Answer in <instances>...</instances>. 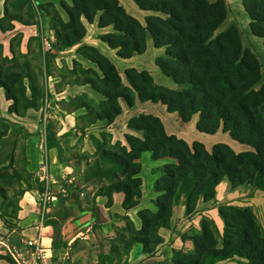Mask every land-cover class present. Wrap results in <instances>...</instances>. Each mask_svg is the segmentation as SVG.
Here are the masks:
<instances>
[{
    "label": "trees",
    "instance_id": "obj_1",
    "mask_svg": "<svg viewBox=\"0 0 264 264\" xmlns=\"http://www.w3.org/2000/svg\"><path fill=\"white\" fill-rule=\"evenodd\" d=\"M134 1L140 9L152 12L145 15L144 22L129 13L119 0H72V6L66 4L64 7L69 19L59 23L62 30L53 28V49L63 50L79 43L86 33L82 18L93 23L100 12L98 26L113 28V32L101 35L100 39L116 49L118 56L130 58L143 53L147 48V38L151 36L156 47H165V55L157 57L156 64L181 86L172 88L156 83L148 70L136 67L126 68L125 83L108 56L95 46L84 45L78 52L96 68L85 67L74 59L70 69L74 77L66 83L88 84L101 98L96 101L86 92L68 97L72 105L68 110H85L80 117L86 124L81 129L103 120L112 123L122 112L121 99L129 106H133L136 99L150 100L162 103L169 112H177L182 122H188L198 114L199 131L215 133L222 129L234 140L251 147L250 150L236 152L223 142L216 143L211 151L199 141L190 145L184 139L168 134L162 120L147 113L132 116L128 121L129 128L143 133L142 137L126 136L130 150L115 143L114 147H119L120 152L103 149L99 138L93 136L95 170L102 169V164H105L110 165L112 171L108 183L101 184L98 180L97 194L106 196L108 204L113 202V193L121 191L125 194L124 208L129 209L139 203V159L144 151H152L154 159L168 157L174 160L164 164L163 175L156 182L155 188L160 192L154 200L157 210L142 209L138 212L142 220L141 229L137 230L133 222L125 218L126 230L130 233L124 241L127 254L137 242L143 245L145 253L152 254L162 241L158 230L170 226L174 201L182 193L186 195V214L190 215L200 198H214L216 185L225 178L232 187L246 183L264 191V114L261 111L264 84L258 87L262 80V64L257 53L243 45L239 28L231 25L218 31L228 16L225 0ZM242 3L250 17L251 32L264 42V0H242ZM29 9L31 11L32 7ZM5 16L11 22L35 23L8 11H5ZM1 20L0 17V30L7 31L13 27V24L3 25ZM11 52V57L0 52V88L12 101L8 111L23 116L30 108L40 109V100L44 96L43 80L40 71L35 72L29 60L20 61L18 56L27 54L16 51L12 43ZM49 54L52 56L55 51L50 50ZM62 77L65 78L64 75ZM10 125V120L0 118V138L7 135ZM29 134L20 128L11 161L0 168V179L18 177L28 183L27 177L23 178L15 168L20 139L21 160L25 162L23 171L28 177H33L26 167L24 140ZM100 136L106 143L111 133L101 132ZM48 141L49 146L57 148L59 159L63 161L61 146L52 143L51 139ZM84 179L89 181V177ZM0 196L8 198L1 185ZM226 207L219 208L225 222L222 245L219 246L208 221L202 220L201 233L189 237L194 250L183 254L182 259L174 256V264H215L233 258L237 260L230 264H264V231L255 213L249 207ZM13 213L16 214L17 209ZM112 249L117 252L116 246Z\"/></svg>",
    "mask_w": 264,
    "mask_h": 264
},
{
    "label": "crops",
    "instance_id": "obj_2",
    "mask_svg": "<svg viewBox=\"0 0 264 264\" xmlns=\"http://www.w3.org/2000/svg\"><path fill=\"white\" fill-rule=\"evenodd\" d=\"M225 1L228 7V16L221 24L223 26L225 25L224 29L231 25H236L240 28L242 42L245 47H250L251 49L256 50L254 49L255 46L252 41L258 38L261 40V44L260 42H257V49L259 51L261 48L264 49L263 39L251 32L249 26L250 17L243 6L242 0ZM234 10L237 12L234 13L235 16L231 13L234 12ZM144 13V15H147L152 12L144 11ZM12 24L13 27L4 31L3 34L14 31L19 27L18 24H20L21 26L18 33H21L23 40L21 51L29 53V47L27 44L30 37L43 35V29L40 26L38 27L37 23L25 25L13 21ZM96 26L100 34L108 32V27H110H100L98 24H96ZM105 29L106 32H103ZM13 35L14 33L5 41L0 42V44L4 45L3 48L5 52L3 55L5 56H12L10 41ZM244 38H246V42L244 41ZM93 45L108 56L115 63L119 71H123L128 67H136L139 70L145 69L150 71L156 83L172 88H180L181 86L173 81L171 77L165 75L156 64V58L165 55V47H156L151 36H148L147 38L146 50L143 53L137 54L141 57L148 52L153 54V66H143L144 68L139 64H129V61H133L132 59L134 56L130 58H122L117 55L116 49L111 48L102 40L101 43L98 44L93 42ZM114 55L117 58H120L119 63H121L122 66L119 67L116 64L113 59ZM90 63L84 62L86 66L95 68L91 61ZM263 71L264 66H262V74ZM66 92H68L67 96H74L82 92L88 93L93 98L100 96L88 84L67 85V87H62L60 90H55L54 92L52 91V93H55L56 95H63ZM10 103V100L6 98L4 91L0 92V118H5L11 121L10 129L7 135L0 138V168L10 163L14 142L20 135V128L23 127L30 133L24 141L25 155L28 161L26 167L27 170L32 173L33 183H31V185L27 184L28 189L25 190V193L19 203L20 208L14 219L15 223L13 224L12 229L6 230L3 219L0 217V264H13L11 259L6 254L4 243L9 240L12 233L16 230L23 233L24 237L22 238V242L26 238H33L41 233L43 234L44 242L51 243L53 246V240L55 237L58 238L63 244H65L66 247L63 252H58V254L53 248L54 261H56L57 264H70V251H73L72 254H74V257L78 256L79 253V255L83 254L82 251L77 252V248L72 244L76 240H79V238H83L82 234L87 230V227L90 224L93 225V229L90 233H87L86 239L101 236L112 237L117 233V229H119L123 221L125 220L126 222V217L133 222L137 230H140L142 227V220L138 212L142 209H150L153 211L157 210L154 200L160 192L156 190L155 185L163 175L162 168L164 164L174 162L172 158L166 157L154 159L152 151H144L139 159L141 163V169L138 174L141 178V196L139 197V203L129 209L124 208L123 202L125 194L121 191L114 192L113 202L108 204V198L106 196L97 194L98 188L95 187V184L85 181L80 174L74 172L67 163L59 159V152L56 147L49 146L46 141V150L44 149L45 140L39 130L40 120L43 113L42 110L30 108L23 116H19L8 111ZM120 104L122 112L112 123L108 124L106 120H103L85 127V133L82 140L84 144L83 150H87L90 153L95 151L93 142L89 144V134L95 135V130L97 128L103 129L107 127L108 131L113 137H115L114 142L121 141L122 145H124L123 137L128 133L142 137L143 133L141 131L128 127L129 119L132 116L139 115L140 113L158 116L162 120L168 134H174L177 137L184 139L190 145L194 141H199L203 143L209 151H211L213 146L218 142L226 143L233 149H235V145H247L234 140L228 132H225L222 129H219L215 133H205L199 131L197 129V121L199 118L198 114H195L190 121L182 122L179 119L177 112H169L166 106L159 102L156 103L150 100L141 101L136 99L134 105L129 106L125 100L122 99L120 100ZM80 110L83 111L84 109L72 111L64 110V112L67 113V116L63 119H68L70 121V117ZM64 132H66V130L58 132V135ZM249 149L251 148L245 150ZM45 154L48 158L53 182L51 185V200L44 208L40 197L43 191V184L39 180L38 170ZM86 184L90 185L87 186ZM85 186L87 187L85 188ZM246 186L251 187V185L246 183L238 185L237 187H232L231 183L226 178L223 179L215 187L214 198L210 200L200 198L197 202L195 211L190 215L186 214V195L185 193H182L180 197L174 201L170 226L160 227L158 230V234L162 238V241L157 245L155 251L152 254L145 253L143 245L137 242L132 245L128 254L122 261H115L114 264H174L173 260L175 253L179 251L183 245H188L190 247L193 246L192 243L190 244L191 239L185 237L182 229L186 221L193 223L196 222L197 217H201L200 219H202L203 215L211 214L217 224L220 225L219 217L217 216L219 215L217 204L230 200L240 191V189L243 190ZM254 192L264 193V191L258 189H254ZM37 199L41 201L40 204ZM36 200L37 206L34 205ZM228 202L234 203L233 200ZM15 244L19 245V243ZM66 253L68 254L66 255ZM220 262L222 261L217 263Z\"/></svg>",
    "mask_w": 264,
    "mask_h": 264
},
{
    "label": "rangeland",
    "instance_id": "obj_3",
    "mask_svg": "<svg viewBox=\"0 0 264 264\" xmlns=\"http://www.w3.org/2000/svg\"><path fill=\"white\" fill-rule=\"evenodd\" d=\"M119 1L129 13L137 17L141 22H144L145 13L143 10H141L138 7V5L135 3L134 0H119ZM66 4L72 6L73 4L72 0H31V2L26 0H0V17L2 19L1 23L3 25H8V24H12V22L14 21L25 24L18 20H13L11 22L9 17L5 16V11H8L9 14H20L27 22H35L37 23L38 27L40 26L43 29V35L38 37H30L27 44L29 47V53H25L27 54L25 57L18 56L21 62H24V60L26 59L29 60L32 69L35 72L40 71L39 74H41L40 76H42V80H43L42 88H43L44 96L40 100L41 102L40 109L42 110L43 113L40 120L39 130L43 135V137L46 134L47 142H49L48 139L49 140L51 139L52 143L53 142L58 143L61 146L60 157L65 163H67L71 167V169L74 172L80 174L83 178L89 177V182L91 184H95L96 188H99L100 182L98 180H101V184L108 183L112 171L110 170V165H105V164H102L101 166L102 169L95 170L94 168L95 158L93 157L95 151L93 153H90L87 150H83L84 144L82 140L85 132L84 130L81 129V127H83V125L86 123L84 119L81 118L80 116L84 114L83 112L85 110L83 111L80 110L74 113L72 117H70V121L68 119L64 120L63 118L67 116V113H65L64 110L72 111L71 109L68 110L72 106L68 101V97H69L67 96L68 92H66L63 95H56L55 93H52V91L54 92L55 90H60L62 87H67L66 80L73 79L74 75L70 73V69L73 68L74 59L77 60L79 63H81L83 66L89 67L86 66L84 62L90 63V61L87 60L83 55H81L78 52V50L79 48H83L84 45L95 46L93 45V42L95 44L101 43L100 36L105 33L100 34L99 31L97 30L96 24H97L98 16L100 15V12H98L95 16L94 23H89L85 18H82V22L86 27V33L83 39L79 43L71 47H67L63 50L53 49L55 47V35L53 28L57 27L59 30H62L59 23L61 22V20L68 21L69 19L68 14L64 9ZM30 6L32 7L31 11H29ZM231 13L233 16H235L234 13L237 12L234 10V12ZM18 25L19 27L17 29L6 34H3L4 31L0 30V42L5 41L14 33V35L11 37L10 43H12L16 51L21 50V45L23 43L21 33H18V30L21 25L20 24ZM25 25H30V24H25ZM224 26L220 25L218 31L224 30ZM108 30H109L108 32H113L112 26L108 27ZM103 32H106V29ZM245 39L246 38H244V41L246 42L247 40ZM45 40H52L51 41L52 48L50 50L55 51L54 55L51 56L49 54L50 50H46L45 52L43 51ZM252 42L254 43L253 45L255 46L254 49H256L254 51L256 53L258 52L257 55L261 61L262 66H264V49L261 48L260 51L257 49L258 48L257 42H260L261 44V40L256 38ZM3 46L4 45L0 44V52L2 53L5 52ZM133 56H134V58L132 59L133 61H129V64L135 63V64H139L141 67L153 66L154 57L151 52L146 53L142 57L138 56L137 54H134ZM113 59L115 60L116 64L119 67L122 66L121 63H119L120 58H117L114 55ZM93 66L96 68L95 64H93ZM125 70L123 71L120 70L119 72L121 73L123 81L127 83ZM63 75L65 76V78L62 77ZM263 75H264V71L262 74L261 83L260 85H258V87H260L261 84H264ZM3 91L4 89L0 88V92ZM100 98L101 96L95 98V100L98 101ZM10 102L12 101L10 100ZM261 111L264 114V103L261 106ZM74 118L76 119V121ZM62 130H66V132L58 135V132H61ZM101 132H108V128L107 127L103 129L97 128L95 130V135H91L88 133L90 135L89 144L93 142L92 138L93 136H95L99 138V143L102 144L103 149L120 152L119 147H114L113 144L115 143V144H119L120 146L126 147L127 150H130V147L126 139L127 135H131L130 133L126 134L123 137L124 145H122L121 141L114 142L115 137H113L112 134L111 136L107 137V141L105 143L101 139L100 136ZM21 141L22 140L20 139L19 146L17 147L16 150L15 168L18 170L19 175L21 174L23 178L27 177L28 183L24 181H20L18 177L17 178L13 177L10 180L0 179V185L6 190V194L8 196V198L6 199H3L0 196V217L3 219L6 230L12 229L13 224L15 223L14 219L17 216L18 210L20 208L19 203L25 193V190L28 189L27 184L31 185V183H33V178L25 175L23 171L25 167V162L21 160L22 158V154L20 153ZM248 148L251 147H249L248 145L240 144L237 146L235 145L236 150L233 148L232 149L236 152H242V150L247 151L245 149ZM86 185L89 186L90 184H86ZM87 186H85V188ZM37 200L34 202L35 206H37ZM231 200H233L234 203L228 202ZM228 201H223L220 204H217L218 209L227 208L226 206L228 205L237 206V207H249L255 213L264 231V193L262 192L255 193L253 187L246 186L243 190L240 189V191ZM38 203L40 204L41 201L38 200ZM15 209H17L16 214L13 213ZM219 215L217 216L219 217L220 225L217 224V222L214 220V217L211 214L203 215L202 219H200L201 217H197L196 222L192 221L193 223H189L188 221H186V223L182 228L185 237L189 238L194 235L200 234L201 222L202 220H207L210 228L214 232L215 238L219 242V246H221L222 237L224 235V230H225V222L223 217ZM126 225L127 224L124 220L122 225L119 227V229H117V233L112 237L101 236V237L88 238V239L79 238V240H76L72 245H75V247L77 248V252L82 251L83 254L79 255L80 254L79 253L78 256L74 257V254H72L73 251H70L69 254L70 264H114L115 261H122L127 255V247L124 241L128 239L130 235V233L126 230ZM23 237H24L23 233H20L16 230L15 232L12 233L11 237L7 242H11L13 244L15 243L21 244ZM191 243L193 245L192 247L188 245H183V247L179 250V252L175 256L177 258L182 259L183 254H188L192 252L194 250V244L192 240L190 244ZM113 246L117 247L116 253L113 252L112 249ZM65 247H66L65 244H63L62 241H60L58 238L55 237V239L53 240L54 251L58 254V252H63ZM236 260H237L236 258H233L230 260L222 261L217 264H230L235 262Z\"/></svg>",
    "mask_w": 264,
    "mask_h": 264
},
{
    "label": "built area",
    "instance_id": "obj_4",
    "mask_svg": "<svg viewBox=\"0 0 264 264\" xmlns=\"http://www.w3.org/2000/svg\"><path fill=\"white\" fill-rule=\"evenodd\" d=\"M52 40H45L43 51L50 50L52 48ZM46 134L44 135V149L46 150ZM38 177L43 184V191L41 193V201L43 207L48 204L51 200V185H52V175L50 171V166L48 162L47 155L43 156L41 161ZM93 225L90 224L87 230L83 232V238H86L87 233L92 231ZM6 248V254L10 256L13 264H57L54 261L53 246L51 243H45L43 240V234L39 233L38 236L33 238H26L19 245L13 244L11 242L4 243ZM68 253H66L67 255Z\"/></svg>",
    "mask_w": 264,
    "mask_h": 264
}]
</instances>
